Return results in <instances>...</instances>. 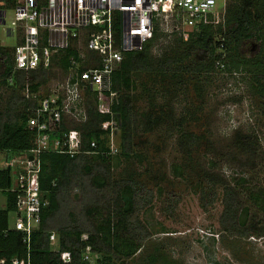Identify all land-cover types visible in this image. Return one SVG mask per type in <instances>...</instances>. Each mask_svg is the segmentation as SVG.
<instances>
[{"label":"rangeland","instance_id":"rangeland-1","mask_svg":"<svg viewBox=\"0 0 264 264\" xmlns=\"http://www.w3.org/2000/svg\"><path fill=\"white\" fill-rule=\"evenodd\" d=\"M218 1L214 30H224L232 1L226 0L225 6ZM2 23L0 41L10 45L14 40L7 39ZM159 33L163 36L155 42L154 55L164 52L171 57L176 49L181 51L176 33ZM225 67L197 73L193 85L186 77L173 84L155 72L139 75L129 92L132 125L116 141L119 153L104 160L84 156L92 174L84 170L72 174L75 180L60 192V210L50 221L51 227L91 224L94 219L116 215L117 191L133 180L146 192L135 221L142 244L132 257L114 264H264V210L249 198L252 191L264 190V105L252 87L251 74ZM63 75L55 65L48 80ZM12 86L22 93V83L20 89L17 83L0 84L1 112L7 109ZM87 99L86 109L94 104ZM18 110L23 111L22 105ZM147 114L160 122L149 128ZM65 126L80 135L84 128L71 115L65 118ZM127 135H131L130 142L126 141L131 146L129 155L121 151ZM5 158L0 153V165ZM175 166L180 167V176ZM92 175L105 178L109 186L92 188ZM13 179L17 186V172ZM226 186L233 190L237 213L248 208V226L261 229V235L252 228L223 224ZM16 218V212L10 214L11 224ZM52 236L53 249H57L58 236L55 232ZM151 256H155L154 263L148 261ZM102 257V253L93 255V264Z\"/></svg>","mask_w":264,"mask_h":264},{"label":"trees","instance_id":"trees-1","mask_svg":"<svg viewBox=\"0 0 264 264\" xmlns=\"http://www.w3.org/2000/svg\"><path fill=\"white\" fill-rule=\"evenodd\" d=\"M231 1L224 22V30H214L215 15L207 14L186 37L175 35L181 51L176 49L174 56L170 57L164 52L156 56L152 52L155 42L163 36L159 32H156L154 39L142 50L125 55L120 69L113 77L116 90L113 109L119 112L123 121L120 134L126 127L128 128V125H132V98L129 92L140 79L139 75L145 72H155L163 80H171L173 84H180L186 77L193 85L197 73L215 71V68L225 69L227 66L230 71L251 74L252 87L264 105V0ZM254 44L256 48L252 49ZM68 53L70 54L71 51ZM188 60L193 62L189 64ZM58 62L63 69L67 68L68 63L64 55ZM11 68L10 48L0 47V78L3 79L1 85L8 84L4 78ZM50 73L51 70L41 71L39 74L32 75V80L39 78L40 82H45ZM17 80L20 89L22 79L19 76ZM12 87L13 93L7 103V109L4 112L0 111V153L6 155L3 162L33 150L38 145V133L28 127L27 116L23 112L27 105L26 98L15 86ZM86 94L87 98L89 97L86 98L87 101L93 100L94 104L91 103L87 107L88 118L83 122V148H87L92 139L97 140L100 148H104L106 140L102 136L100 124L106 121L109 115L100 111L95 96L88 92ZM19 105L23 107L22 112L18 110ZM147 120L149 128H152L154 123L160 122L159 118L153 114H147ZM130 136H125V143L130 142ZM190 136L193 137L194 134ZM125 143L122 144L121 151L129 155L131 146ZM84 156L79 154L71 157L57 152H46L41 155L40 189L42 197L49 201V205L43 209L39 229L32 233L29 251L27 244L23 241L24 234L15 229L14 223L10 222V214L17 213L16 202L19 195L10 190L13 185V170L10 166L4 168L0 165V261L5 260L9 263L16 258L20 264H93L94 262L84 258L86 248L89 246L92 258L98 253L103 254L97 264H114V261L130 258L138 251L143 237L137 232L135 221L137 209L146 192L133 180L117 191L119 203L116 215L112 214L103 221L94 219L91 224L88 222L85 225L78 223L66 224L54 229L51 227L50 221L60 210L59 201L62 198L60 192L68 188L81 171L92 174L93 169L85 163ZM95 156L101 160L106 158L101 155ZM173 170L178 176L182 174L180 167L175 166ZM73 173L75 176L72 175ZM240 180L245 181L244 178ZM91 185L92 188L100 189L109 186L105 178L98 175L91 176ZM232 195V188L226 186L224 211L226 219L222 220L223 224L229 228L234 224L246 229L255 227L248 226L250 225L248 208L244 209V213H237L239 207L231 198ZM249 198L254 205L264 210V190L261 187L252 191ZM92 211L91 209V214ZM253 230L260 235L263 233L259 228ZM52 232L58 236L57 249H53ZM86 234L87 239H84ZM64 251L71 252L70 263L62 261L61 253ZM150 258L148 261L154 263L155 256Z\"/></svg>","mask_w":264,"mask_h":264},{"label":"built area","instance_id":"built-area-1","mask_svg":"<svg viewBox=\"0 0 264 264\" xmlns=\"http://www.w3.org/2000/svg\"><path fill=\"white\" fill-rule=\"evenodd\" d=\"M218 0H0V20L7 39L0 47L10 48L12 68L4 78L15 84L20 76L22 94L27 105L24 115L27 125L37 131V148L5 160L18 173L17 218L14 228L22 231L28 246L32 233L39 229L43 209L49 201L41 195V155L57 152L74 157L83 155L114 156L122 129V117L113 109L116 100L113 77L120 69L125 55L144 48L156 32L188 35L204 16L217 12ZM225 6L226 0H221ZM168 34V33H166ZM68 51H71L69 54ZM65 56L66 69L59 64ZM60 67L61 78L32 80V75ZM0 78V83H1ZM96 97L100 111L109 115L100 124L106 140L100 148L97 140H90L83 148L82 134L66 129L69 115L85 122L87 94ZM30 156L33 158L31 159ZM87 239V235H84ZM88 246L84 258L93 262ZM64 263H70V251L61 253ZM0 264H20L18 259Z\"/></svg>","mask_w":264,"mask_h":264},{"label":"water","instance_id":"water-1","mask_svg":"<svg viewBox=\"0 0 264 264\" xmlns=\"http://www.w3.org/2000/svg\"><path fill=\"white\" fill-rule=\"evenodd\" d=\"M30 158L32 159L33 157H32V156H30Z\"/></svg>","mask_w":264,"mask_h":264}]
</instances>
